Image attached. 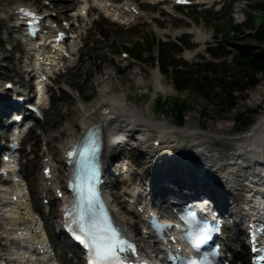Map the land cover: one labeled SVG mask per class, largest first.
<instances>
[{
    "label": "rangeland",
    "instance_id": "obj_1",
    "mask_svg": "<svg viewBox=\"0 0 264 264\" xmlns=\"http://www.w3.org/2000/svg\"><path fill=\"white\" fill-rule=\"evenodd\" d=\"M19 1L22 0H0V8L4 6L11 7ZM23 1L35 4L39 0ZM263 3L264 0H233V2H227L220 11H218L219 6L213 10L207 11H200L198 8L184 9L181 13L175 14L179 15V18L171 14H165L158 21V25L160 29L167 27L170 30L169 34L163 33L162 29L157 32L154 24L149 22L148 19L138 26L127 30L123 26L113 24L100 17L99 21L94 23L95 26L83 39L85 46L78 64L79 70L73 68L63 75L60 84L65 88V90L63 89L64 92L60 94V97H56V100L53 102V107L46 115L45 120H41L38 124L37 132L40 131L38 133L39 136L36 137V133L30 136L28 143L30 142L32 147L27 146L28 143L26 144L25 142L26 150L32 149L35 153V156L30 155L28 157L30 161L26 164L31 186L35 189L34 201L38 195L37 182L40 180L39 170L42 162L38 156L39 153H41L39 142L41 143L46 137H51V145L53 151H55L57 150L56 146L58 147L69 135H73L77 132L76 130L74 133H72L71 130L67 132L62 130L65 124L75 119L81 105L89 106L100 98V84L98 83V78L103 71L113 74L111 80L113 89L109 96L128 98L132 101L131 104L135 105L139 112L143 114L146 113L147 115L145 114V116L148 118H156L158 121H169L180 125L182 128L196 127L200 132L208 133L210 136L208 137L209 139H206L207 145L211 149L213 155L217 156L216 158H218L219 163L222 164V157L224 158L226 155L229 157L231 155V150L235 146L234 144L237 142L238 137L250 131L257 118L264 113V96L261 99L259 98V104L257 101L256 103H248L255 88L258 85H262L264 82V75H254L256 72L255 70L245 71V69H243L240 63L243 62L244 58L238 48L244 47L249 53L251 48H253V50L255 49V51L264 48V42L257 38L261 26L250 25V20L248 18L251 14L263 11V8L260 7ZM147 9L150 11L152 8L147 7ZM236 11L244 13L246 18L244 25L235 24L233 15ZM7 15L8 14L3 13V10L0 9V39L6 42L5 45H1L0 43V57H3V59H0V62H3L4 65L11 68L12 66L17 67V56L19 55H16L15 52H11L8 49L9 46L7 43L14 44L17 41L9 28V26L15 22L13 20L7 21L1 19V17H7ZM186 15L191 19L195 18L198 21V26L205 30V32L208 33L207 35H213V39H211L210 43L205 44V46H209L210 44L215 45V49L213 51L211 50V52L208 48L210 55L208 59H205V57L204 59L201 58V56H203V51L200 52V56L197 54L198 52L195 53L198 55L195 58H192L191 54L188 55V52H193L194 54L193 50L197 47L192 46L191 50H187V46L185 47V45L194 44V36L182 35V37H177L174 35L175 28L187 27V25H189V23L184 20ZM151 37L161 43L165 41L169 42L166 49L167 54H169V59L173 63H181L183 61V80L185 79V81H187L188 90L178 91L175 89L177 78L174 76L173 72L164 74L163 77H161L162 84L157 86L151 79L149 73L152 70H157V45L151 48L145 47L142 56L134 50L135 48H127V44L135 45L139 39L142 40L144 44H147ZM178 41L182 42L184 48L183 52L180 54L177 53L178 48H174L172 45L173 42ZM122 51L130 53L131 58L128 60L132 63L131 66H125V61L122 60ZM225 51L228 53H225ZM214 53L217 55H214ZM137 56H140L141 60L138 63H134L132 57ZM198 57H200V59ZM207 61H213L214 64L218 65L217 72L219 76L225 73L230 76L231 74L235 75L240 85H247L251 77L257 78L259 82L254 86L247 85L246 88L237 87L238 89L236 88V91L230 96L227 93V89L220 88L217 85V81L214 80L218 79L219 76L208 74L207 78H205L203 75L205 73H196L198 66L197 62L203 64ZM174 66L175 65H172L170 69L174 68ZM86 69L90 73L87 72ZM131 69L146 73L149 76L148 85H137L132 80H128L126 74L128 70ZM186 71H188V73H186ZM4 72L13 75L15 69L7 70L0 67V73ZM232 79V76L228 78V80ZM65 80L66 85L63 83ZM147 88L152 89L150 97L141 95L142 92L144 93L147 91ZM60 90L61 89H59V91ZM157 91H160V93L156 101L154 97ZM55 94L57 96V93ZM179 99L187 101L190 105L188 110L184 111L183 124L179 123L174 111L175 103H177L176 100ZM162 100H165L164 103ZM162 105L163 107H161ZM242 123L247 124L243 125ZM212 124L219 126L228 125L230 128L227 131L214 132L210 126ZM53 134L59 135L55 137ZM182 144L183 142L180 143V145ZM185 145L186 147L189 146L187 143ZM134 161L140 162L142 160H140L136 154ZM133 164L134 169H137L141 174L148 171L150 168L146 166V163L143 161L139 164ZM151 170L152 169H149L148 172L151 173ZM140 177L142 176L136 171L134 179L137 180ZM109 191L111 193L114 192L111 188H109ZM235 192H238V190H235ZM115 193L117 194V191ZM240 198L241 197L237 196L236 200L238 201ZM225 208H227V212L232 213L234 210H240L239 204L236 209H230L228 206ZM232 219L241 226V222L237 217H233ZM237 241L236 249L239 246V241L241 242L240 235Z\"/></svg>",
    "mask_w": 264,
    "mask_h": 264
},
{
    "label": "bare ground",
    "instance_id": "obj_2",
    "mask_svg": "<svg viewBox=\"0 0 264 264\" xmlns=\"http://www.w3.org/2000/svg\"><path fill=\"white\" fill-rule=\"evenodd\" d=\"M108 10V14H110L112 17H114L115 19L117 18V13L119 14V19H124L127 15V13L122 12L121 9L119 8H114L112 11L110 9ZM153 22H155V20H153ZM21 24H19L20 26ZM16 27V25H15ZM191 29V28H190ZM181 30H178V33H180ZM194 32H195V37H196V41L197 42H202L205 43V40L207 39V34L199 29L194 27ZM35 46V45H33ZM40 51H37V55H39V52H42L43 54L45 53L46 50V46H40ZM57 54V52H56ZM39 64V63H38ZM78 67V66H77ZM87 71V69H86ZM89 72V71H87ZM90 73V72H89ZM126 78L128 80H132L134 83H136L137 85H147L148 84V75L146 73L141 72L140 70L134 71L133 69L128 70L127 74H126ZM113 78V74L109 73V72H102L100 74V77L98 78V83L100 84V94L101 97L93 102L92 104H90L89 106H85V105H81L79 107V111L77 112V115L75 117V119L72 122H68L67 124H65L64 129L62 131H69L71 130L72 133H74V131L76 130L77 132H75L73 135H69V137H67L65 139L64 142L60 143L59 146L57 147L58 149H60V153L63 151H65L72 143H74L75 141H77L83 134L84 130H86L89 126H92L93 124H96L98 127H100L101 129H103V138H104V160L106 161V163L111 164L112 162H114L115 160H117L119 154L117 152H113V150L115 151L114 148V144L113 141L111 140L114 134V131L116 130L115 124H119L120 122H124L127 121L129 122V125L131 124V126H135L137 128H139L140 131L143 132H147V129L149 126H153L154 129L158 130L159 135L165 136V135H171L172 137H177L180 133H183L186 136L189 137H197V138H205V139H209L208 137L210 136L208 133L205 132H199V129H197L196 127H192V128H178V127H174L173 124L169 121H162L160 120L159 122H153L154 119L148 118L147 116H145L146 113H141L139 112L138 109H136V107L133 106V104H131L132 101H130L128 98H120V97H116V96H109V92L112 91L113 87L111 85V80ZM151 79L155 82L156 86L162 84V80L160 77V74L158 73V71L153 70L151 72ZM262 85H264V82L262 83ZM262 85H258L255 90L252 92V96L249 99L248 103H256V101L258 102L259 98L261 99L264 96V86ZM260 102H258L259 104ZM2 111V109H0V112ZM147 115V114H146ZM211 129L214 130V132L216 131H227L229 130V126L228 125H224V126H219V125H210ZM64 132V133H65ZM148 133V132H147ZM55 136V135H54ZM148 137H150V134H147ZM159 136V137H160ZM203 138V139H204ZM239 142H241L242 144L238 147V151L241 150H245V154L246 156L244 158H248L250 160L252 159H256L259 160L261 158V155L259 152V147L262 146V144H264V113L262 115H260L256 122L254 123V125L252 126V129L250 131L247 132L246 135H244V137H242L240 140H238ZM148 142V139H146V142ZM176 141L173 140H169L168 142H163L162 144V150H173L174 148V143ZM144 143V144H145ZM194 144H196L197 142H193ZM192 143V144H193ZM152 144H155V142H152ZM193 144V145H194ZM173 145V146H172ZM235 145V144H234ZM161 148V147H159ZM264 148V146H263ZM132 150V149H131ZM130 150V152H131ZM240 150V151H241ZM163 151H157L154 155V157L157 158H163L164 160L167 159L166 154ZM253 151V152H251ZM264 151V149H263ZM141 155H144V157L147 155V152L142 150L140 151ZM190 153L188 154H181L179 157L181 158H187L189 156ZM200 156V158L197 157V155ZM196 157L198 160V164H201L203 160L205 159L202 157V152L201 150H196ZM190 156L193 157V155L191 154ZM47 157V162L50 163L54 170V162H53V158L52 156H46ZM227 157V155L225 156ZM239 159L241 160L242 157H239ZM238 159V160H239ZM175 160V159H173ZM232 160H234V158H232ZM238 162V161H236ZM234 162V163H236ZM161 163H163V161H161ZM236 164H239L236 163ZM242 165V164H241ZM239 165V166H241ZM163 167H165V165H163ZM172 170H179L180 165L177 162H174L172 165ZM56 172V170H55ZM181 172H184V170H181ZM163 173V174H162ZM165 174V169L161 168L159 170V172L156 174L157 178H161L160 175H164ZM213 176H216V173L212 174ZM177 180H181L182 179H177ZM50 183V181L48 182ZM19 187L20 188H11V189H6L3 187H0V211L3 212L5 214V217H11L14 220H19V218H21L22 215V211L23 210H28V216L33 215V211L31 209V205L29 201H24V198L27 199V195H26V189H25V185L27 184V182L24 179H21L20 181ZM51 184H57V179H55L54 181H52ZM223 185H219L217 187V189L219 190L220 188H222ZM182 188H180L178 191L176 192H180ZM152 190V189H151ZM140 191V189L135 188L132 192V194L134 195L135 193H138ZM13 195H17L21 198L22 202L20 203L18 202H13L11 201L9 198L10 196ZM109 200L112 201V197L111 195H109ZM113 203L115 206V200L113 199ZM219 203V202H218ZM115 211H117L115 209ZM27 216V217H28ZM27 217H23L25 219H27ZM262 217L264 218V214H262ZM116 218L117 220L123 225V227L129 231L128 228H130L129 224L123 219V218H119V216L116 214ZM133 230V226L131 227V230L129 232H132ZM20 239L22 241H25L22 237H20ZM26 242V241H25ZM143 242V241H142ZM144 244H146V242H143ZM150 247V246H149ZM148 251H151V253H153L154 249L152 247H150L148 249ZM159 252H155V254L158 256ZM17 257H20L19 254H17Z\"/></svg>",
    "mask_w": 264,
    "mask_h": 264
},
{
    "label": "snow or ice",
    "instance_id": "obj_3",
    "mask_svg": "<svg viewBox=\"0 0 264 264\" xmlns=\"http://www.w3.org/2000/svg\"><path fill=\"white\" fill-rule=\"evenodd\" d=\"M29 15H35L29 13ZM71 155V153H69ZM81 215V234L77 236L92 251L91 264H126L121 252L129 242L110 222L85 223ZM134 248V246H131Z\"/></svg>",
    "mask_w": 264,
    "mask_h": 264
},
{
    "label": "trees",
    "instance_id": "obj_4",
    "mask_svg": "<svg viewBox=\"0 0 264 264\" xmlns=\"http://www.w3.org/2000/svg\"><path fill=\"white\" fill-rule=\"evenodd\" d=\"M262 18H264V16H262ZM261 39L264 41V33L261 36ZM246 61L245 64H248L250 68H254L257 72L263 73L264 74V50H260V51H255V49L251 50V52L249 53L248 51L246 52ZM162 66L164 68V70H166V64L163 63L162 61ZM207 67H210L209 65ZM212 70V69H209ZM214 71V70H212ZM256 79H253L251 82L254 85L256 82H258ZM183 107H185L184 105H182ZM182 110H179V119L182 121L183 120V114H182Z\"/></svg>",
    "mask_w": 264,
    "mask_h": 264
}]
</instances>
